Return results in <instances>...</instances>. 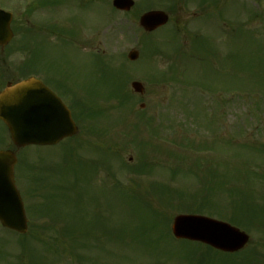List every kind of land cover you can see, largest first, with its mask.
I'll return each instance as SVG.
<instances>
[{
	"label": "rangeland",
	"instance_id": "374dc122",
	"mask_svg": "<svg viewBox=\"0 0 264 264\" xmlns=\"http://www.w3.org/2000/svg\"><path fill=\"white\" fill-rule=\"evenodd\" d=\"M112 1L42 0L32 11L26 67L92 101L74 108L89 117L56 147L15 150L0 121L29 220L25 237L0 225V264H230L169 237L181 208L202 204L250 236L232 263L264 264V186L251 181L264 165V0H134L129 13ZM150 10L170 22L147 35L139 18Z\"/></svg>",
	"mask_w": 264,
	"mask_h": 264
},
{
	"label": "water",
	"instance_id": "95a60500",
	"mask_svg": "<svg viewBox=\"0 0 264 264\" xmlns=\"http://www.w3.org/2000/svg\"><path fill=\"white\" fill-rule=\"evenodd\" d=\"M114 5L122 11H130L133 0H115ZM169 22V16L161 11L143 15L140 26L153 32ZM9 16L0 11V44L5 45L11 38ZM139 58L137 51L129 54L131 61ZM136 93L143 94L142 84L132 85ZM32 83H23L0 94V118L11 132L17 148L29 145H56L77 133V127L70 112L62 104L54 105L43 100L41 104L29 99ZM16 156L11 151H0V222L6 228L21 234L27 232L28 221L24 204L14 181ZM173 233L178 239L199 242L225 253H237L244 249L250 238L227 223L206 217L181 215L175 218Z\"/></svg>",
	"mask_w": 264,
	"mask_h": 264
},
{
	"label": "flooded vegetation",
	"instance_id": "af4514ba",
	"mask_svg": "<svg viewBox=\"0 0 264 264\" xmlns=\"http://www.w3.org/2000/svg\"><path fill=\"white\" fill-rule=\"evenodd\" d=\"M0 9L12 14L11 29L13 31V39L9 45L0 47V93L8 85H16L34 79L53 91L69 108H78L81 101L76 100V96L69 99L63 90L58 89L43 76V72L26 67V62L30 57L36 55L31 50L35 40H31L32 34L30 33L36 28V24L31 19L32 11L43 9L42 0H15L13 3L0 1ZM50 29L51 32H54L51 33V36L58 39L62 29L60 27ZM15 42L18 43V48H15L12 52L9 51L11 45H14ZM87 119L85 117L74 118V120Z\"/></svg>",
	"mask_w": 264,
	"mask_h": 264
},
{
	"label": "trees",
	"instance_id": "16d2710c",
	"mask_svg": "<svg viewBox=\"0 0 264 264\" xmlns=\"http://www.w3.org/2000/svg\"><path fill=\"white\" fill-rule=\"evenodd\" d=\"M144 205H145V208L149 211V213H150V215L151 216H154V217H156L157 215H160V213L159 212H157L155 209H154V207H152V206H150V205H148V204H145L144 203ZM241 207V205L238 207V208H240ZM203 208H204V204H202V205H200V211H196V210H194V209H191V207H188L187 205L185 206V208H181L182 209V211L181 212H186V213H190V214H192V213H196V214H204V212H203ZM250 208H251V206H250ZM249 208V209H250ZM262 208V207H261ZM237 209V208H236ZM248 209V210H249ZM184 212V213H185ZM242 212H247V207L245 206L244 207V210L242 211ZM254 213V212H253ZM256 214H259L258 212L256 213ZM221 215V214H220ZM260 216V215H259ZM240 223H242V221H239ZM238 222V223H239ZM235 225V224H234ZM238 226V225H237ZM165 235V234H164ZM169 236V235H168ZM170 237V236H169ZM181 244L182 245H187V246H196L197 245V247L198 248H204V249H206V251L207 252H205V254L203 255V257H202V260L201 261H209V259L211 258L210 257V254H217V255H220V256H223L224 258H229L228 260L229 261H227L226 263H230V264H234V263H232L231 262V259H233L235 256H239L240 254H236V255H227V254H222V253H219V252H217V251H214L213 249H211L210 247H206V246H203V245H201V244H196V243H191V242H186V241H181ZM191 252H194V254L193 255H190V254H188V255H186L187 256V259H189V260H191V261H193L194 260V262H195V255H196V252L197 251H191Z\"/></svg>",
	"mask_w": 264,
	"mask_h": 264
}]
</instances>
